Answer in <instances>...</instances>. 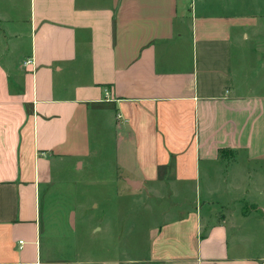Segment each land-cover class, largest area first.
Returning <instances> with one entry per match:
<instances>
[{
	"label": "crops",
	"instance_id": "obj_1",
	"mask_svg": "<svg viewBox=\"0 0 264 264\" xmlns=\"http://www.w3.org/2000/svg\"><path fill=\"white\" fill-rule=\"evenodd\" d=\"M90 117L153 223L121 258L58 224ZM0 264H264V0H0Z\"/></svg>",
	"mask_w": 264,
	"mask_h": 264
},
{
	"label": "rangeland",
	"instance_id": "obj_2",
	"mask_svg": "<svg viewBox=\"0 0 264 264\" xmlns=\"http://www.w3.org/2000/svg\"><path fill=\"white\" fill-rule=\"evenodd\" d=\"M206 1L214 4L224 0ZM115 143L116 136L110 122L104 120L100 127H97L94 125V118L90 117L91 169L75 168L71 169V172L63 173L64 175L55 176H60L59 182H68L73 186L69 192H62L66 196L63 195L64 204L56 209L62 218L58 217V224L63 230H71L78 243L88 242L92 246L95 259L94 254L104 255L106 252L111 254L99 257L121 258L116 253L117 249L123 246L117 248L113 241L120 238L125 247L134 248L137 242L145 240V232L153 226L151 220L143 224L150 217V211L144 209L143 197L130 198L123 192L117 194L112 184H102L99 179L101 176L94 170L106 168L111 172L116 169ZM165 203L160 202L152 206L160 208L165 206ZM94 225L102 230L98 236H90ZM71 240V237L65 238L67 244H71ZM249 256L260 255L251 252Z\"/></svg>",
	"mask_w": 264,
	"mask_h": 264
},
{
	"label": "built area",
	"instance_id": "obj_3",
	"mask_svg": "<svg viewBox=\"0 0 264 264\" xmlns=\"http://www.w3.org/2000/svg\"><path fill=\"white\" fill-rule=\"evenodd\" d=\"M32 64V61L31 60H27L24 65H31Z\"/></svg>",
	"mask_w": 264,
	"mask_h": 264
}]
</instances>
